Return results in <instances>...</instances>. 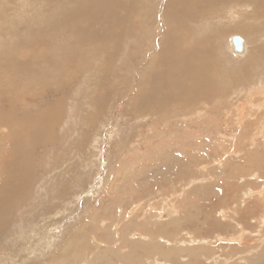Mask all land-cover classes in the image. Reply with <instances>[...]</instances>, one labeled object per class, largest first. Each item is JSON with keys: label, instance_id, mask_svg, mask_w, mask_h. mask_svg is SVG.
Wrapping results in <instances>:
<instances>
[{"label": "rangeland", "instance_id": "rangeland-1", "mask_svg": "<svg viewBox=\"0 0 264 264\" xmlns=\"http://www.w3.org/2000/svg\"><path fill=\"white\" fill-rule=\"evenodd\" d=\"M120 1L0 0V264H264V21L212 0L168 22L174 53L160 19L182 5ZM196 40L214 47L213 86L187 105L165 74ZM190 232L209 243L184 248Z\"/></svg>", "mask_w": 264, "mask_h": 264}, {"label": "bare ground", "instance_id": "bare-ground-1", "mask_svg": "<svg viewBox=\"0 0 264 264\" xmlns=\"http://www.w3.org/2000/svg\"><path fill=\"white\" fill-rule=\"evenodd\" d=\"M91 1V0H90ZM120 1V0H119ZM125 1H128V3H125L124 2V0H121L120 1V5H122V8L124 9V10H126L125 11V13L127 12V14H129V15H131L130 13L133 11V12H135L136 13V11H137V0H133V2L135 3V5L137 6V7H135V8H132L130 5V3H129V0H125ZM173 1V0H172ZM197 0H175V2H177V3H179L180 5H182V7H184L183 9L182 8H180L181 10H182V14L180 13V14H172V10L170 9L169 11H166L164 14H163V16H162V19H160L161 20V22H160V24L163 26V29H165V31H164V33H158L159 35H162V39H161V42L160 41H158L159 42V46H158V49H160L161 47V44H162V46L164 47V49L165 48H170V49H174V53H175V51L177 50V48L178 47H180L182 44H179V42H178V40L179 39H181V37L180 38H178L177 37V35H175L174 34V32H171V31H173V30H169L168 29V22L170 21V22H177L176 24V27L174 28L175 30H177L178 28L180 29V28H184L185 26H186V23L188 22V21H190V20H194V17L196 16V15H198V13L199 12H201V11H203V9L205 10V9H207L208 10V8L213 4V1L212 0H201L200 1V6L199 7H195V8H193L195 5H197L198 3H199V1L198 2H196ZM259 1H261V2H259ZM93 2H95V1H93ZM116 2V1H115ZM132 2V1H131ZM169 3H171V0H169L168 1ZM84 3V2H83ZM97 3V2H96ZM95 3V4H96ZM117 3V2H116ZM169 3L167 4L168 6H169ZM214 3H216V1L214 2ZM90 4V3H89ZM100 4V3H99ZM144 4V3H143ZM146 4V3H145ZM144 4V6H146ZM216 4H218V5H220V4H223V12H224V15L225 16H227L229 19H232L233 20V22H237L238 24H240V22H244L245 21V18H250V17H257V18H259V19H262V21H264V0H218V2L216 3ZM230 4V5H229ZM117 5V4H116ZM171 5H174V3H171ZM88 6H90V5H88ZM112 6H114V5H112ZM139 6H140V4H139ZM100 7V6H99ZM147 7V6H146ZM145 7V8H146ZM174 7V6H173ZM179 7V6H178ZM256 7H258V9H256L255 10V8ZM101 8V7H100ZM140 8V7H139ZM142 8V7H141ZM144 8V9H145ZM148 8V7H147ZM215 8V7H214ZM85 9H87V8H85ZM120 9V8H119ZM143 8H142V11L144 10ZM121 10V9H120ZM136 10V11H135ZM168 10V9H167ZM102 11V10H101ZM175 11V10H174ZM92 12V11H91ZM102 12H104V11H102ZM116 12V11H115ZM119 12V11H118ZM117 12V13H118ZM208 12H210L209 10L207 11V13ZM222 12V13H223ZM94 12H92V14H93ZM124 13V12H123ZM204 13H206V11L205 12H203V14ZM91 14V15H92ZM98 14V13H97ZM100 14V13H99ZM105 15H107L106 13H104ZM113 14V13H112ZM116 14V13H115ZM114 14V15H115ZM120 14V13H119ZM138 14V13H137ZM109 15V14H108ZM122 15V14H121ZM124 15V14H123ZM140 15V14H139ZM145 15V13L142 15V16H144ZM126 16V15H125ZM94 17V16H93ZM122 18V17H121ZM134 18V17H133ZM139 18V17H138ZM99 19V18H98ZM107 19V18H106ZM110 19V18H109ZM112 19V18H111ZM129 19V18H128ZM163 19H166V22H164V20ZM226 19V18H225ZM224 19V20H225ZM104 20H105V18H104ZM217 20V19H216ZM107 23V22H106ZM124 23V22H123ZM135 23V22H134ZM139 24V23H138ZM228 24V23H227ZM261 25H263L264 26V24H261ZM126 26V25H125ZM135 27H136V25H135ZM229 27V26H228ZM227 27V28H228ZM236 27V26H235ZM250 28V27H249ZM120 29H121V27H120ZM124 29H126L125 27H124ZM185 29V28H184ZM240 29H243V28H240ZM252 29V28H251ZM259 29V28H258ZM108 30V29H107ZM122 30V29H121ZM221 30V29H220ZM227 30V29H226ZM125 31V30H124ZM123 31V32H124ZM127 31V30H126ZM125 31V32H126ZM178 31V30H177ZM124 32V33H125ZM137 32V31H136ZM179 32V31H178ZM177 32V33H178ZM191 32V31H190ZM106 33V32H105ZM249 33L250 34H252V36H255L256 37V34H254L255 33V31H251V30H249ZM145 34L146 35H148L149 33H148V31L146 30V32H145ZM188 34H190V33H188ZM191 34H193L192 32H191ZM264 34V33H263ZM133 35V34H132ZM97 36V35H96ZM243 37V38H242ZM242 37H240L243 41V50L242 51H240V53L242 52H245V50H246V48H247V45L245 44L246 42H245V40H244V38H246L245 36H242ZM232 38H233V36L231 37V42H232ZM257 38V37H256ZM247 39V38H246ZM151 40V39H150ZM182 40V39H181ZM175 42V44L176 45H174V44H172V42ZM257 43H259L260 42V44H259V46L260 45H262V44H264V37L263 38H261V39H259V38H257V41H256ZM232 44H233V42H232ZM233 47H234V44L232 45ZM259 46L257 47L256 45L251 49V51H250V55H251V53L252 54H254L255 52V54H257V53H261L262 52V54H263V52H264V49H262V48H259ZM104 47V46H103ZM117 47V46H116ZM189 48V47H188ZM188 48H186L185 47V50H184V48L183 49H181V57H179L178 56V58H179V60H180V62H178V63H173L172 61H171V63L173 64V66H171L172 67V71L170 72V73H168V74H165V77L166 78H168V79H171L169 82H170V84H172L173 85V87L175 88V87H180V88H183V90H184V93L186 94L185 96L186 97H188V98H186V102H187V105L188 104H190V103H194V101L195 100H199V94H201V92L203 93L204 92V90H208V89H210V88H212L211 86H213L212 85V80H211V78H209V79H207L206 78V73H208V71H210L211 70V64H213V63H211V56H213L214 54H213V52H214V47L211 45V46H206V47H203V40H196V43L194 44V45H192L190 48H189V50H187ZM162 51V50H161ZM164 51V50H163ZM180 52V51H179ZM143 53V52H142ZM215 53V52H214ZM237 53V52H236ZM111 54V53H110ZM152 53H150L148 56L146 55V57H150V55H151ZM166 54V53H165ZM213 54V55H212ZM239 53H237V55H238ZM254 54V55H255ZM171 55V54H170ZM176 55V54H175ZM196 55H199L200 56V59H196V61L198 62L197 64L198 65H203L204 64V66H203V68H200L199 69V67H197V66H193V65H191V64H189L188 65V62L191 60V59H193V58H195V56ZM216 55V54H215ZM166 57L168 56L167 54L165 55ZM263 56V55H262ZM163 57V56H162ZM177 57V56H176ZM151 59V58H150ZM157 59V58H156ZM33 60V59H32ZM213 60V59H212ZM174 61V60H173ZM206 61H210L209 62V64L208 65H206ZM144 62V61H143ZM159 62V61H158ZM184 62H185V64H184ZM169 63V62H168ZM148 64V63H147ZM155 64H156V61H155ZM249 64V63H248ZM22 66H23V64H21ZM29 65V64H28ZM143 65V64H142ZM158 65V64H157ZM166 65V64H165ZM145 66V65H144ZM159 66L160 67H162V68H164L163 66V64H159ZM188 66V68H189V70H187L185 67H187ZM249 66V65H248ZM155 67V66H154ZM174 67H176L177 68V70H178V72H179V74L181 75V76H183V77H188V75H190L188 78L189 79H203V77H205V80H204V83L207 85L205 88H202V87H200L199 86V84H197L196 82H194V81H189L187 84H185L186 82H180L176 77H175V73H174V71H173V68ZM215 67V66H214ZM23 68V67H22ZM156 68V67H155ZM27 70H28V68H27ZM155 70V69H154ZM158 70V69H157ZM164 70H167L168 71V67H166V69H164ZM161 72H162V70H161ZM166 72V71H165ZM202 73V74H201ZM102 78H103V76H102ZM171 85V86H172ZM153 89V88H152ZM151 90V89H150ZM191 90H193V92H194V95H192L191 96V94H192V91ZM141 92V91H140ZM151 92V94H152V91H150ZM261 92V91H260ZM145 94H148V93H145ZM154 94V93H153ZM169 94H170V92H169ZM169 94H168V96H169ZM149 95V94H148ZM149 97H150V95H149ZM166 97V96H165ZM189 97H191V98H189ZM171 98V97H170ZM170 100V99H169ZM176 100V99H175ZM156 102H157V100H155ZM171 102V101H170ZM159 103V102H158ZM197 103V102H196ZM195 103V104H196ZM154 106V105H153ZM152 106V107H153ZM57 111V110H56ZM41 112V111H40ZM26 113V112H25ZM14 120H16V119H14ZM36 120V119H35ZM8 121H10V120H8ZM3 122V121H2ZM21 122V121H20ZM54 125V124H53ZM37 128V127H36ZM36 131V130H35ZM54 131H55V129H54ZM49 132V131H48ZM5 133V132H4ZM3 135V134H2ZM57 135V134H56ZM90 143V142H89ZM103 163H104V161H103ZM100 182V181H99ZM99 184V183H98ZM98 186H100V184L98 185ZM247 190H248V188H247ZM263 190H264V188H263ZM66 191V190H65ZM61 200V199H60ZM150 203V202H149ZM1 205H2V203H1ZM122 212V211H121ZM128 212V211H127ZM178 211H177V209L176 210H174V211H172V214H174V213H177ZM222 214H224V215H227V213L225 212V211H223L222 212ZM128 216V215H127ZM235 216L236 215H229V217L230 218H234L235 220H236V218H235ZM262 218H260V224L264 227V216H261ZM5 222V221H4ZM3 222V223H4ZM239 224V223H238ZM116 225V224H115ZM238 227L239 228H242L241 227V224H239L238 225ZM72 229V228H71ZM243 230V229H242ZM137 231H139V230H137ZM139 232H141V231H139ZM242 232H246V231H242ZM137 233V232H136ZM144 233V232H143ZM260 234H262L261 232H260ZM139 235H142V236H144V234H141V233H139ZM220 235V237H224L222 234H219ZM218 235V236H219ZM132 236V235H131ZM242 236H243V233H240L238 236H234L233 237V239H231V241L230 242H233V241H235V242H237V243H240V239H242ZM145 237V236H144ZM147 237V236H146ZM149 237V236H148ZM147 237V238H148ZM135 238V237H134ZM147 238H145V239H143L142 241L144 242V240H149V238L147 239ZM136 239V238H135ZM197 239H200V240H197ZM151 240V239H150ZM164 242V241H163ZM227 243H230V242H228V241H226ZM46 244H48L49 243V241H46L45 242ZM179 243H181V246L183 245L184 246V248H188L190 251L192 250V248H194V247H192L194 244H196V243H203V244H208L209 243V241H206V239H205V237H204V239H203V237H198L197 235H195V233H193V232H190V233H187V237L186 238H181V240L179 241ZM218 243V242H217ZM216 243V244H217ZM178 244V243H177ZM215 244V245H216ZM185 245H187V246H189V247H186ZM210 245V244H209ZM218 245V244H217ZM231 245V244H230ZM157 246H159L158 244H157ZM43 247V246H42ZM195 249V248H194ZM45 250V249H44ZM247 250V249H246ZM31 251V250H30ZM158 251H159V248H158ZM38 252V251H37ZM248 252V251H247ZM159 253V252H158ZM245 253V252H244ZM249 253V252H248ZM35 254V253H34ZM184 254H186V253H184ZM184 254L182 255V256H184ZM250 254V253H249ZM192 254L190 253L189 255L188 254H186V256L184 257V261H185V263L184 264H192V261H189V259L192 257L191 256ZM194 255V254H193ZM164 256V255H163ZM198 256V255H197ZM34 257H35V255H34ZM181 257V256H180ZM194 257H196L195 255H194ZM202 257H203V253H202ZM214 257V259L216 260V262H218L220 259H217L218 257H220V255H214L213 256ZM163 258V260H164V257H162ZM182 258V257H181ZM206 258V257H205ZM197 259H198V257H197ZM236 259V258H235ZM225 260H227V259H225ZM239 260V259H238ZM245 261V260H244ZM183 262V261H182ZM229 262V260H227V263ZM238 262V261H237ZM151 264H168V262H161V259H160V257L159 258H157V259H155L153 262H150ZM226 263V264H227ZM232 263V262H231ZM230 263V264H231ZM13 264H15V263H13ZM121 264H123V263H121ZM229 264V263H228ZM237 264V263H236Z\"/></svg>", "mask_w": 264, "mask_h": 264}, {"label": "water", "instance_id": "water-1", "mask_svg": "<svg viewBox=\"0 0 264 264\" xmlns=\"http://www.w3.org/2000/svg\"><path fill=\"white\" fill-rule=\"evenodd\" d=\"M243 40L239 36H233L232 42L236 51L240 52L243 50Z\"/></svg>", "mask_w": 264, "mask_h": 264}]
</instances>
